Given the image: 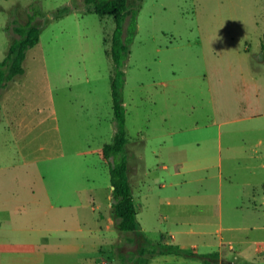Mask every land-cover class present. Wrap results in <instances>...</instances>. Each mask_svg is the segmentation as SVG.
Segmentation results:
<instances>
[{
    "label": "rangeland",
    "instance_id": "1",
    "mask_svg": "<svg viewBox=\"0 0 264 264\" xmlns=\"http://www.w3.org/2000/svg\"><path fill=\"white\" fill-rule=\"evenodd\" d=\"M30 20L40 41L0 89V264H125L117 252L135 250L133 233L117 227L103 154L117 130L114 18L85 0H0V61ZM263 35L264 0L143 1L124 98L130 180L153 241L210 251L218 236L187 234L186 221H217L220 205L223 225L264 239V212L250 208L254 194L264 202ZM157 256L150 264L203 263ZM227 258L264 264L263 251Z\"/></svg>",
    "mask_w": 264,
    "mask_h": 264
},
{
    "label": "trees",
    "instance_id": "2",
    "mask_svg": "<svg viewBox=\"0 0 264 264\" xmlns=\"http://www.w3.org/2000/svg\"><path fill=\"white\" fill-rule=\"evenodd\" d=\"M144 0H137L136 6L130 7L133 0H85L88 11L100 16H112L115 28L109 55L113 61L112 96L116 122V133L112 140L104 145L103 154L110 162V178L112 189V206L117 218V227L121 231L132 232L129 241L135 244V250L126 255L117 252L125 264H150L159 254H176L196 258L204 264H220V252H200L194 247H184L180 244L166 241H153L142 228L138 218V208L133 186L129 175V158L127 153L128 131L126 128L127 109L124 98L126 81L125 65L131 53V44L138 32V14ZM69 7L63 6L56 12V17L69 12ZM129 17L128 25L126 20ZM22 37L13 42L6 57L0 61V89L11 81L26 73L25 60L29 48L40 41L42 26L30 20L19 26ZM264 55V35L261 44ZM1 97V93H0ZM0 103V110H1Z\"/></svg>",
    "mask_w": 264,
    "mask_h": 264
},
{
    "label": "crops",
    "instance_id": "3",
    "mask_svg": "<svg viewBox=\"0 0 264 264\" xmlns=\"http://www.w3.org/2000/svg\"><path fill=\"white\" fill-rule=\"evenodd\" d=\"M135 199H136V203L137 202V197L135 195ZM140 199V198H139ZM195 207H203V203H198V202H194ZM250 208L254 211L252 213V215H256V214H261L264 212V210H262V208L264 209V202H260L259 199H257L255 197V194L253 195V197H251L250 199ZM207 208L209 207L206 206ZM138 208V206H137ZM206 208V209H207ZM209 209H212L211 207H209ZM216 209V208H215ZM223 211H222V205L219 206V210H218V219L216 221V219H212L211 216L209 215H198L195 219L191 218L188 219L187 224L189 225V229L186 231L187 234H211V235H217L218 239L215 237L216 240V247H213L210 251L207 252H211V251H219L220 252V264H222V262L224 260H226V258L231 255V253H234L235 251H237L238 254L243 255L244 257V261L246 263L249 262L248 259L253 260L255 259V253L257 252H264V239H251L249 234H246L245 232H241V230H243L244 226L242 225H223ZM208 216V217H207ZM196 225L198 226H214L212 229H201L199 231H197L196 229ZM256 226V225H255ZM207 227V226H205ZM258 228L256 229H260L262 227H264V225H257ZM255 228V227H254ZM246 229V228H245ZM176 238V236H175ZM190 244V248L194 247L198 250V248L200 247L199 242L197 241H191ZM211 245V244H210ZM228 245V247H227ZM184 246V245H182ZM185 247V246H184ZM160 255H165V254H160ZM172 255V254H169ZM176 255V254H175ZM168 256V254H167ZM157 257L159 256H155L153 260H155ZM229 259V258H227ZM191 261L187 260L186 264H190ZM193 264H204L202 262H196L193 261ZM230 264V263H229ZM239 264V263H238Z\"/></svg>",
    "mask_w": 264,
    "mask_h": 264
}]
</instances>
